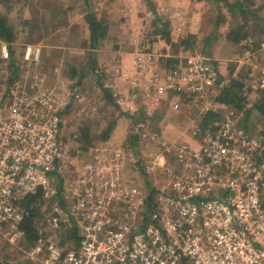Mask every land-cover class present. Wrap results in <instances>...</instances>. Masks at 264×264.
<instances>
[{"label":"built area","instance_id":"1","mask_svg":"<svg viewBox=\"0 0 264 264\" xmlns=\"http://www.w3.org/2000/svg\"><path fill=\"white\" fill-rule=\"evenodd\" d=\"M260 54L263 64L255 86L264 89V43ZM42 55V45L27 44L16 61L17 81L0 85V235L11 242L27 240L22 229L29 215L25 198L54 193L52 177L69 152L62 115L71 99L84 100L78 87L42 88ZM0 59L11 62L9 43L1 38ZM157 59L156 53L141 48L134 53L133 70L111 66L130 85L120 95L126 108L133 109L142 99L159 105L160 96L171 92L194 98L218 95L229 83L208 57L192 54L171 67H160ZM190 135V141L175 146L161 140L174 152L176 167L147 165V173L155 176L147 193L107 186L109 193L83 214L86 222L76 248L45 243L40 233V240L30 244L27 260L41 256L43 264H264V130L250 133L231 113L220 123L194 128ZM153 139L159 140V133ZM92 189L86 188L90 196ZM113 196L126 200L121 219L108 212ZM68 212L76 214L74 207ZM0 264L7 263L0 259Z\"/></svg>","mask_w":264,"mask_h":264},{"label":"rangeland","instance_id":"2","mask_svg":"<svg viewBox=\"0 0 264 264\" xmlns=\"http://www.w3.org/2000/svg\"><path fill=\"white\" fill-rule=\"evenodd\" d=\"M219 3L213 6L209 0H0L1 10L16 30L15 41L8 42L12 57L20 60L27 44L42 45L44 63L39 69L42 88L65 91L78 87L84 95L82 102L71 99L62 115L69 152L60 171L52 177L54 193H43V201L38 204L35 220L43 242L53 241L65 250L76 248L86 222L83 214L94 210L96 199L109 193L108 187L139 188L147 193L155 181V176L147 173V165L155 163L156 169L176 167L174 152L168 151L161 140L171 146L190 141V132L203 127L202 115L209 109H217L213 98L185 101L182 97L187 95L173 92L160 96L159 105L142 99L133 109L126 108L120 100L123 89L119 90L116 76L107 78V73L113 71L111 66L123 53L132 55L141 48L154 50L160 67H167L169 59L182 62L192 54L208 57L220 63L221 75L229 81L240 75L247 82V107H252L259 89L255 84L263 64L260 50L264 33L252 35L241 45L230 41L227 34L237 27L240 17L231 14L225 0ZM244 3L250 11L244 20L245 29H256L253 10L264 21V0H244ZM90 11L109 26L108 37L94 50L89 45ZM155 11L169 20L171 43L154 33ZM257 40L260 43L255 50L247 48L251 41ZM91 54L97 60L93 70L89 66ZM160 58L165 59V65ZM96 69L101 70L102 83L101 73ZM10 77L9 64L0 59V85L6 84ZM176 102L178 106L174 107ZM231 113L252 134L264 128L256 111L247 118L226 107L224 118ZM110 125L113 130L109 132ZM156 132L159 140L153 139ZM88 187L94 188L92 196L86 193ZM109 196L106 195V202ZM112 198L108 212L121 219L127 210L126 200L119 196ZM69 207L75 208V215L68 212ZM30 244L11 242L0 235V259L7 264H43L41 256L35 261L27 260Z\"/></svg>","mask_w":264,"mask_h":264},{"label":"trees","instance_id":"3","mask_svg":"<svg viewBox=\"0 0 264 264\" xmlns=\"http://www.w3.org/2000/svg\"><path fill=\"white\" fill-rule=\"evenodd\" d=\"M212 2L213 6H218L219 1L221 0H209ZM226 5L229 7V10L232 15L239 16L240 21L237 25V27H232L230 31L228 32V39L230 41H233L236 44H240L245 40L247 41L252 35L256 33H264V21L263 18L253 10L254 19L257 21V27L256 29L248 30L245 29V23L244 20L247 18V15L250 11L248 8V5L244 3V0H236L234 3H231L229 0H225ZM221 4V2L219 3ZM220 10V9H219ZM155 20L153 21L154 26V33L159 35L161 39H164L166 42L171 43L172 42V34L170 30V22L166 17L160 16L155 11ZM87 21L90 25V47L94 50L98 48V45L105 40L108 37L109 34V26L106 24L104 19L98 18L95 12L90 11L87 15ZM16 37V30L14 26L11 24L8 17L3 13V11L0 8V38L6 40L9 43H13L15 41ZM186 42V41H182ZM253 43V44H252ZM260 43L258 40L251 41V46L247 47L250 48V50H255ZM249 46V45H248ZM152 49V48H151ZM153 50V49H152ZM154 51V50H153ZM12 52V51H11ZM161 59V58H160ZM162 61V64L165 65V59ZM174 63H171L173 62ZM169 62V63H168ZM166 62L167 67L173 66L175 63L180 62V59H169V61ZM219 67V62H214ZM97 64L96 58L91 54V61L89 63V66L91 70L95 69ZM11 68V77L9 78V82H15L16 79H18V64L16 63V59L12 57L11 55V62L9 64ZM220 69V68H219ZM100 79L99 81L102 83V78L99 75ZM80 83V81H78ZM247 82L239 75L238 77H232L227 84L226 87L216 96L213 97L210 94H207V98H213L214 101L217 102L218 106L217 109H209L202 115V125L204 128L220 123L225 118L223 116V110L226 107H231L235 109L238 112H241L245 115V117H250L253 111H256L258 113V116L260 117L261 121L263 122L264 126V89H258V92H256L257 98L255 99L252 107H247L248 105V93H247ZM107 95L110 94L109 90H106ZM111 96V95H110ZM110 96H107L108 99H110ZM195 96L187 97L183 96V100L185 101H192ZM113 125H110L107 129V131H112ZM264 130V128H263ZM43 193L38 192L35 194H30L27 198H25L24 205L25 209L29 211V215L25 216V219L22 224V229L26 233L27 242L29 243H36L40 240V226L38 225L37 221L35 220V216L37 215V210L39 209L38 204H40L41 201H43Z\"/></svg>","mask_w":264,"mask_h":264},{"label":"crops","instance_id":"4","mask_svg":"<svg viewBox=\"0 0 264 264\" xmlns=\"http://www.w3.org/2000/svg\"><path fill=\"white\" fill-rule=\"evenodd\" d=\"M130 55H131V53H128V52L123 53L121 55L122 58L117 59V62H115V63L121 68L133 70L134 69V67H133L134 54L132 53L131 57H130ZM101 75H102V73H101ZM115 76H116V80L118 81V86L120 88L119 90L123 89V92H125L128 89H130V85L125 83L119 75L115 74L113 71H110L107 73V78L114 79Z\"/></svg>","mask_w":264,"mask_h":264}]
</instances>
